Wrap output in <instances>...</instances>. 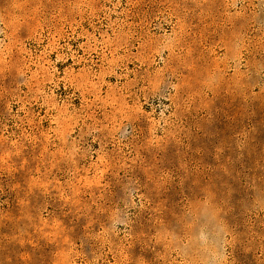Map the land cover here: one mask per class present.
Segmentation results:
<instances>
[{
    "label": "rangeland",
    "instance_id": "obj_1",
    "mask_svg": "<svg viewBox=\"0 0 264 264\" xmlns=\"http://www.w3.org/2000/svg\"><path fill=\"white\" fill-rule=\"evenodd\" d=\"M0 264H264V0H0Z\"/></svg>",
    "mask_w": 264,
    "mask_h": 264
}]
</instances>
